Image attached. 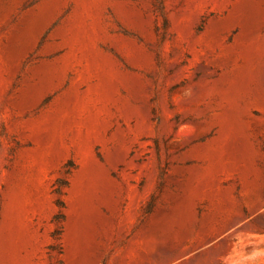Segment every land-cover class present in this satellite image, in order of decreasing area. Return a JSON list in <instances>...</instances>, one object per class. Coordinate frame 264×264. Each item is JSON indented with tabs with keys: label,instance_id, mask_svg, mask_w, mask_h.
Returning <instances> with one entry per match:
<instances>
[{
	"label": "rangeland",
	"instance_id": "1",
	"mask_svg": "<svg viewBox=\"0 0 264 264\" xmlns=\"http://www.w3.org/2000/svg\"><path fill=\"white\" fill-rule=\"evenodd\" d=\"M0 264H264V0H0Z\"/></svg>",
	"mask_w": 264,
	"mask_h": 264
},
{
	"label": "trees",
	"instance_id": "2",
	"mask_svg": "<svg viewBox=\"0 0 264 264\" xmlns=\"http://www.w3.org/2000/svg\"><path fill=\"white\" fill-rule=\"evenodd\" d=\"M56 192L60 194V193H61V190L58 189V190H56ZM57 204H58V206H60V207L64 206L63 201L60 200V199L57 200ZM61 218H62V214H58V215L56 216V219H61ZM59 233H60V232H59ZM59 233L57 232V234H55V235H58Z\"/></svg>",
	"mask_w": 264,
	"mask_h": 264
}]
</instances>
